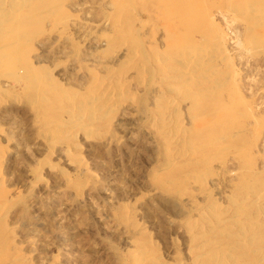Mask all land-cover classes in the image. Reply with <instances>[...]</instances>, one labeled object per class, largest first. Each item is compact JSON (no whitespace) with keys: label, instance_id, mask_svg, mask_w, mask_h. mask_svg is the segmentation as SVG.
Masks as SVG:
<instances>
[{"label":"rangeland","instance_id":"1","mask_svg":"<svg viewBox=\"0 0 264 264\" xmlns=\"http://www.w3.org/2000/svg\"><path fill=\"white\" fill-rule=\"evenodd\" d=\"M0 264H264V0H0Z\"/></svg>","mask_w":264,"mask_h":264},{"label":"bare ground","instance_id":"2","mask_svg":"<svg viewBox=\"0 0 264 264\" xmlns=\"http://www.w3.org/2000/svg\"><path fill=\"white\" fill-rule=\"evenodd\" d=\"M184 1H185V0H184ZM179 3H180V2H179ZM183 3L185 4V2H182V7H183ZM180 4H181V3H180ZM250 5H251V4H250ZM115 6H116V5H115ZM186 6H187V8H188V4H187ZM186 6H185V7H186ZM181 9H182V8H181ZM182 10H183V9H182ZM260 10H261V9H260ZM183 11H184V10H183ZM183 13H185V12H183ZM183 13H182V14H183ZM180 17H181V16H180ZM105 37H106V36H105ZM210 57H211V56H210ZM10 61H11V60H10ZM175 61H176V60H175ZM178 63H179V62H178ZM16 64H17V63H16ZM189 64H190V63H189ZM195 64H196V63H195ZM19 65H20V64H19ZM9 66H10V67H14V68L17 67V66L15 65L14 61H13V62H12V61L9 62ZM10 72H11V71H10ZM19 73H20V72H19ZM7 74H8V73H7ZM1 76H2V75H1ZM26 76H27V75H26ZM196 77H197V76H196ZM31 80H32V79H31ZM185 81H186V80H185ZM23 82H24V80H23ZM33 84H34V83H33ZM167 85H168V84H167ZM214 91H215V90H214ZM54 125H55V124H54ZM193 147H194V146H193ZM183 149H184V148H183ZM255 189H256V188H255ZM232 213H233V212H232ZM222 222H223V221H222ZM261 256H262V255H261ZM135 260H136V259H135ZM258 260H259V259H258Z\"/></svg>","mask_w":264,"mask_h":264}]
</instances>
